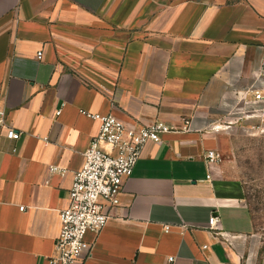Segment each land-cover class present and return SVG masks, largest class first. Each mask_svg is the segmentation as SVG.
I'll return each instance as SVG.
<instances>
[{"label": "crops", "instance_id": "obj_1", "mask_svg": "<svg viewBox=\"0 0 264 264\" xmlns=\"http://www.w3.org/2000/svg\"><path fill=\"white\" fill-rule=\"evenodd\" d=\"M253 85L264 0H0V109L21 134L0 131V264H51L89 115L178 131L147 144L118 206L102 201L108 223L75 264H264L243 183L205 163Z\"/></svg>", "mask_w": 264, "mask_h": 264}, {"label": "built area", "instance_id": "obj_2", "mask_svg": "<svg viewBox=\"0 0 264 264\" xmlns=\"http://www.w3.org/2000/svg\"><path fill=\"white\" fill-rule=\"evenodd\" d=\"M38 58H42V52L38 53ZM254 85L236 93L234 103L228 108L227 130L239 126L247 134H264V89ZM89 116L99 121V132L84 154L82 168L74 174L70 205L60 214V234L51 264H75L90 254L92 247L87 235L99 234L110 218L102 201L118 206L124 183L132 175L147 144L160 143L164 135L178 131L162 122L131 128L113 115ZM190 124L189 120H184L183 131H190ZM221 128L216 126L214 129L218 131ZM3 129H6L7 138L20 139L21 134L7 126L6 112L0 109V131ZM222 162L218 150L207 151L205 163L209 169L220 166ZM53 171L64 173L59 168H53ZM25 209L21 207L20 211ZM218 222L217 217H211L209 229L219 235L222 233L218 230ZM169 260L173 262L174 258Z\"/></svg>", "mask_w": 264, "mask_h": 264}, {"label": "rangeland", "instance_id": "obj_3", "mask_svg": "<svg viewBox=\"0 0 264 264\" xmlns=\"http://www.w3.org/2000/svg\"><path fill=\"white\" fill-rule=\"evenodd\" d=\"M217 150L225 174L243 183L257 238L264 241V134L251 135L235 127L220 137Z\"/></svg>", "mask_w": 264, "mask_h": 264}]
</instances>
